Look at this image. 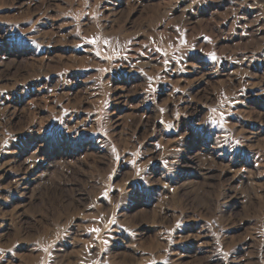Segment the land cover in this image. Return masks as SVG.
<instances>
[{
  "label": "rangeland",
  "instance_id": "374dc122",
  "mask_svg": "<svg viewBox=\"0 0 264 264\" xmlns=\"http://www.w3.org/2000/svg\"><path fill=\"white\" fill-rule=\"evenodd\" d=\"M0 264H264V0H0Z\"/></svg>",
  "mask_w": 264,
  "mask_h": 264
}]
</instances>
